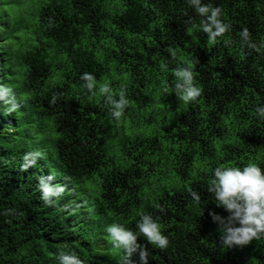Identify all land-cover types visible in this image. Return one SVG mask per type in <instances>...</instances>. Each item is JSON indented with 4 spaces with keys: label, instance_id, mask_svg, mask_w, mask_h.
<instances>
[{
    "label": "trees",
    "instance_id": "trees-1",
    "mask_svg": "<svg viewBox=\"0 0 264 264\" xmlns=\"http://www.w3.org/2000/svg\"><path fill=\"white\" fill-rule=\"evenodd\" d=\"M201 2L230 26L214 41L189 0H0V264H59L61 249L129 264L105 229L136 230L140 212L169 238L138 237L147 264H264V236L219 242L209 213H229L208 191L218 165L264 169V0ZM182 67L195 100L175 92Z\"/></svg>",
    "mask_w": 264,
    "mask_h": 264
},
{
    "label": "clouds",
    "instance_id": "clouds-1",
    "mask_svg": "<svg viewBox=\"0 0 264 264\" xmlns=\"http://www.w3.org/2000/svg\"><path fill=\"white\" fill-rule=\"evenodd\" d=\"M189 2L196 12L205 18L202 27L210 40L214 41L230 27L220 19L221 9L219 7H212L210 4L202 3L201 0H189ZM240 35L244 42L248 41L249 35L246 29ZM175 75L177 77L175 92L179 98L184 101L195 100L202 89L194 84L191 68H178ZM81 79L86 81L84 87L89 90L93 89L95 80L90 73H83ZM108 90V84L101 85V92ZM9 91V88L0 87V96H6ZM120 95L121 100L116 102L115 109L111 114L116 119L122 116L124 107L128 104L123 92ZM18 107L19 104L13 102L9 111ZM255 114L264 119V104L257 105ZM24 159L27 160L28 155H25ZM23 167L26 168L27 165H23ZM212 177L208 191L214 194V201L217 206H223L229 213L227 216H222L213 211L209 213L213 221L218 223L219 242L229 248L247 244L253 238L264 236V169L257 163L244 164L242 167L218 165L212 170ZM39 187L45 199L55 191L42 178ZM78 196L83 201L79 202L76 207L81 206V214H83L87 212V205H90L93 197L87 194H78ZM192 196L196 200L200 199L198 193L194 191ZM139 216L140 219L136 222V230L127 228L118 222L107 225L105 229L112 244L123 250L129 264H147L146 248L138 241V237L141 235L146 237L148 242L160 248H165L169 244L168 236L161 231L160 224L152 215L140 212ZM137 252L139 261H133L131 257ZM56 259L59 264H82L76 252L71 250H58Z\"/></svg>",
    "mask_w": 264,
    "mask_h": 264
},
{
    "label": "rangeland",
    "instance_id": "rangeland-1",
    "mask_svg": "<svg viewBox=\"0 0 264 264\" xmlns=\"http://www.w3.org/2000/svg\"><path fill=\"white\" fill-rule=\"evenodd\" d=\"M89 185H90V187H93L94 186V184H92V183H85L84 184V188H89ZM89 195H91V194H89ZM94 231H96V230H94ZM106 243H104V245H105ZM103 247V246H102ZM118 251V250H117Z\"/></svg>",
    "mask_w": 264,
    "mask_h": 264
}]
</instances>
